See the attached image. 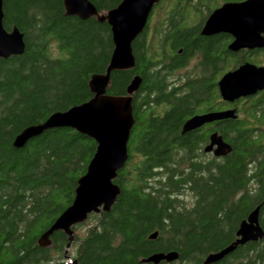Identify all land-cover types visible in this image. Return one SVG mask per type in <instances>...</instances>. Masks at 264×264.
Wrapping results in <instances>:
<instances>
[{"label":"trees","instance_id":"obj_1","mask_svg":"<svg viewBox=\"0 0 264 264\" xmlns=\"http://www.w3.org/2000/svg\"><path fill=\"white\" fill-rule=\"evenodd\" d=\"M88 1L106 14L123 0ZM185 10L183 0H161L132 46L134 69L111 75V96L127 95L132 80L142 79L133 95L129 160L114 181L121 193L111 211L73 228L78 264H145L170 252L179 259L160 264H204L236 241L240 224L259 206L264 230V92L237 102L236 120L181 135L191 117L227 108L217 88L216 41L186 28ZM3 11L4 28L24 34L26 51L0 59V264H65L64 232L46 248L39 240L73 204L97 144L72 129L47 131L21 149L13 143L24 129L93 98L89 83L110 65L112 31L96 18L68 16L64 0H3ZM156 16L160 28L152 29ZM199 51L198 76L172 86L173 73ZM251 62L264 66V55ZM212 132L231 145L227 157L204 153ZM218 264H264V239Z\"/></svg>","mask_w":264,"mask_h":264},{"label":"water","instance_id":"obj_2","mask_svg":"<svg viewBox=\"0 0 264 264\" xmlns=\"http://www.w3.org/2000/svg\"><path fill=\"white\" fill-rule=\"evenodd\" d=\"M160 2L161 0H123L117 8L100 14L88 0H64L68 16L84 21L96 18L100 23H108L111 27L114 52L110 65L105 74L92 77L89 83L93 95L91 100L66 112L54 113L44 123L24 129L15 138L13 146L21 149L31 140L54 129L75 130L97 144L86 174L78 181L73 204L39 240V246L46 248L51 245V237L56 232H64L68 237L65 264H78L68 256L75 241L73 228L84 224L92 214L109 213L121 193L120 187L114 181L129 160L128 143L135 124L133 95L139 91L142 79L136 76L125 96H111L107 90L113 72L134 69L132 46L146 29L150 15ZM221 32L237 37V42L230 47L231 50L238 49V44L250 50L264 49V38L261 36L264 34V0L225 4L215 10L207 21L202 36L209 37ZM25 51L24 34L17 28L11 31L4 28L3 0H0V59L21 56ZM218 87L224 102L229 104L257 96L264 92V67L247 63L226 73ZM237 117L235 109L196 115L184 123L181 135L195 132L206 125L236 120ZM231 152V145L218 132L210 135L209 144L204 149L205 154L212 153L218 159L227 157ZM260 209V206L257 207L240 224L236 241L223 250L210 254L205 264H218L232 255L238 247L263 240ZM157 236L158 233H155L151 240H155ZM178 259L177 252L157 253L142 262L160 264L172 263Z\"/></svg>","mask_w":264,"mask_h":264},{"label":"flooded vegetation","instance_id":"obj_3","mask_svg":"<svg viewBox=\"0 0 264 264\" xmlns=\"http://www.w3.org/2000/svg\"><path fill=\"white\" fill-rule=\"evenodd\" d=\"M246 1L247 0H183L185 8H186L185 11L187 12V14H189V15L186 14V22L187 23L185 24V27L189 28V29H194L195 32L197 33V35L199 36V38L212 39V40L216 41L215 42L216 48H217V50H219V53H218L219 57H217L219 59L217 60V63H218L219 70L222 71V74L220 75V77L217 81L218 91H219L218 83L221 81V79L223 78V76L226 73L231 72V71H235L247 63L254 64L253 62H251L253 57H255V56L261 57L262 55H264V49L250 50V49H247V47H245V46H240L239 44L237 46L238 49L231 50L230 47H231V45H233L237 42V37L234 35H231L227 32H221V33L209 36V37L202 36V32L206 26V23L209 20L211 14L215 10L221 8L225 4H239V3L246 2ZM173 2L174 3H180L181 0H173ZM172 20L174 23L175 22L176 23L177 22L183 23L182 17H178L175 15L172 16ZM159 23H161V21ZM159 23L157 25H159ZM159 28H160V25H159ZM237 32H239L238 26H237ZM261 36L264 38V34H262ZM224 54L226 56V59L223 57ZM202 65H203V57H202L201 52L199 51V52H196L193 56H191L188 59L186 65H185V68H182L180 70H176V72L173 73V76H172V78H173L172 83L173 84H172V86H175V87L179 86L180 87L184 84L187 77H192V78L197 77L199 74V70L203 69ZM256 66H258V65H256ZM258 67H264V66H258ZM184 70L188 71V73L184 77H179V76L177 77L176 76V74L178 72H181ZM219 95L221 97L222 102L227 105V108H225L223 110H218V111H225V110H232V109L237 110V106H235V104H238L237 102L244 100V98H243V99L236 101L233 104H229L227 102H224L220 91H219ZM246 99L247 98H245V100ZM248 99H250V98H248ZM210 112H217V111H210ZM207 113H209V112H207ZM197 115H201V114H197ZM219 123H223V122H219ZM215 124H217V123H214L211 125H215ZM206 126L208 127V125H206ZM206 126H204V127L206 128ZM203 128H201L200 130H202ZM207 129H210V128H207ZM200 130H197V131H200ZM213 133H215V132H212L211 134H213ZM208 144H209V142H208ZM205 147H204V149H205ZM206 155L214 157V155L212 153L206 154Z\"/></svg>","mask_w":264,"mask_h":264},{"label":"rangeland","instance_id":"obj_4","mask_svg":"<svg viewBox=\"0 0 264 264\" xmlns=\"http://www.w3.org/2000/svg\"><path fill=\"white\" fill-rule=\"evenodd\" d=\"M159 13H161V12H159ZM158 13V14H159ZM161 17H159V16H156V18H155V23H154V25H153V27L154 28H152V29H156L157 28V24L161 21ZM188 73V71H186V70H184V71H181V72H178L177 74H176V76L178 77H184L186 74ZM184 199H185V201H187V204H188V206H190L192 203H193V197H192V195L190 194V193H188V192H186L185 193V196L183 197ZM87 228V226H85L84 228H81L79 231H77L79 234L81 233H83V231H84V229H86ZM77 245L76 244H74L71 248H70V250H69V252H68V256L69 257H72V259H73V257L74 256H76V252H77ZM64 262H66L65 260H64Z\"/></svg>","mask_w":264,"mask_h":264},{"label":"bare ground","instance_id":"obj_5","mask_svg":"<svg viewBox=\"0 0 264 264\" xmlns=\"http://www.w3.org/2000/svg\"><path fill=\"white\" fill-rule=\"evenodd\" d=\"M128 87H129V86H128ZM126 94H127V93H126ZM41 124H42V123H41ZM38 125H39V124H38ZM155 233H157V232H155ZM155 233H153L152 235H154ZM152 235H151V236H152ZM151 236H150V239H151ZM216 253H217V252H216ZM211 254H212V253H211ZM209 255H210V254H209ZM209 255H208V256H209ZM208 256H207V257H208ZM207 257H206L205 260H204V264H205V261H206ZM142 263H143V262H142ZM145 264H146V263H145Z\"/></svg>","mask_w":264,"mask_h":264}]
</instances>
